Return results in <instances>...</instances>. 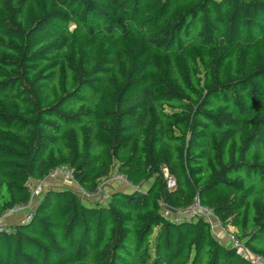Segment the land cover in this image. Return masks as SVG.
<instances>
[{
	"label": "trees",
	"instance_id": "obj_1",
	"mask_svg": "<svg viewBox=\"0 0 264 264\" xmlns=\"http://www.w3.org/2000/svg\"><path fill=\"white\" fill-rule=\"evenodd\" d=\"M30 1L0 0V218L62 165L139 188H50L0 264H250L178 218L196 201L264 254V0Z\"/></svg>",
	"mask_w": 264,
	"mask_h": 264
},
{
	"label": "rangeland",
	"instance_id": "obj_2",
	"mask_svg": "<svg viewBox=\"0 0 264 264\" xmlns=\"http://www.w3.org/2000/svg\"><path fill=\"white\" fill-rule=\"evenodd\" d=\"M13 2L15 3V5L18 4V0H13ZM44 5H46V0H31L30 3L28 4L29 14L36 13ZM37 68H38L39 74L42 76V80H47L49 78H52V79L55 78L54 81H56L57 77H55L53 73L55 72L56 69H52L53 66H50V64H46L45 67L39 66ZM172 71H173V68L172 70L170 68L171 73ZM60 72L62 73V69H60L59 72L56 71V73H60ZM46 89L48 90L47 92H45V93H48L46 94L47 96L46 98H48L49 101L52 102L58 99L59 91H58V87L55 84H53L51 87H46ZM163 107L166 110H170V107L168 105H164ZM30 185L33 191L32 202L28 205L20 206L18 208H15L7 212V214L2 219H0V224H3L4 226H10L22 219H26L29 216V213L31 212V210L33 209L35 202L38 201V199H40L42 195L46 193L50 188H69L77 192L89 204L94 203V202H103V203L106 202L108 200L107 193L110 190L111 191L114 189L131 190V189L139 188L137 186H132L128 184L126 181L115 177L114 179L105 178L101 180V182L98 184V186L94 190H86L73 180L70 181V180L65 179L62 176H52L51 174H49L42 181L33 179ZM147 186L148 184L144 183L142 187H147ZM182 211H181V214H178V216H181L184 214ZM208 215H210L209 216L210 219L207 220V222H209L210 224L211 235L214 239L220 241L221 243L227 246L231 245L230 234L235 235L239 240H241L238 237V231L235 227L228 225V224L224 225L221 222L219 223V220L214 216V214H208ZM241 242L245 244L244 241L241 240ZM241 252H242V249H241ZM252 252H255V251L252 250Z\"/></svg>",
	"mask_w": 264,
	"mask_h": 264
},
{
	"label": "built area",
	"instance_id": "obj_3",
	"mask_svg": "<svg viewBox=\"0 0 264 264\" xmlns=\"http://www.w3.org/2000/svg\"><path fill=\"white\" fill-rule=\"evenodd\" d=\"M50 174L52 176H62V177H64L67 180L75 181L73 171L67 165H62V166H58V167L54 168L50 172ZM115 177L126 181V178L123 175L119 174L116 170L112 173V175L109 177V179H114ZM39 181H42V180H39ZM174 185H175L174 179L173 178H169L168 179V186L169 187H173ZM32 195H33V191H32ZM31 202H32V199L30 200L29 204ZM181 211L182 210H180L178 212V214H181ZM182 212L184 214L179 216L178 218L196 219V218H199V217H203L206 220H209L210 219V217H209L210 215H208V214H214L210 209L202 206L199 203V201H196L193 205H191L189 208L185 209ZM30 213H29V216H30ZM0 219H2V218H0ZM219 223H220V220H219ZM3 227H4V225L0 224V229L3 228ZM230 243H231L230 247L236 248L244 256V258L249 261L250 264H264V254L252 252L249 248H247V246L245 244H243V242H241V240H239L233 234H230ZM241 249H242V252H241Z\"/></svg>",
	"mask_w": 264,
	"mask_h": 264
},
{
	"label": "crops",
	"instance_id": "obj_4",
	"mask_svg": "<svg viewBox=\"0 0 264 264\" xmlns=\"http://www.w3.org/2000/svg\"><path fill=\"white\" fill-rule=\"evenodd\" d=\"M110 191H111V190H110ZM110 191H108V193H107V194H109V192H110ZM226 246H227V245H226ZM229 247H230V246H229Z\"/></svg>",
	"mask_w": 264,
	"mask_h": 264
}]
</instances>
